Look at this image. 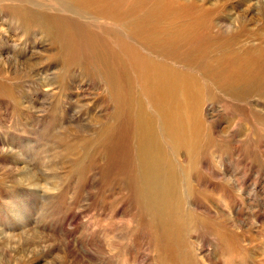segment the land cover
<instances>
[{"label":"rangeland","instance_id":"rangeland-1","mask_svg":"<svg viewBox=\"0 0 264 264\" xmlns=\"http://www.w3.org/2000/svg\"><path fill=\"white\" fill-rule=\"evenodd\" d=\"M199 1L208 37L264 32V0ZM67 4L0 0V264H264V82L208 88L196 217L168 244L136 190L120 28Z\"/></svg>","mask_w":264,"mask_h":264},{"label":"bare ground","instance_id":"bare-ground-1","mask_svg":"<svg viewBox=\"0 0 264 264\" xmlns=\"http://www.w3.org/2000/svg\"><path fill=\"white\" fill-rule=\"evenodd\" d=\"M68 1L67 12L93 22L111 18L108 23L120 28L116 61L127 75L121 106L133 128L136 190L153 226L172 243L195 216L189 206L196 188L192 175L198 165L196 153L207 144L208 88H220V83H263V77L254 73L262 68L258 47L264 43L256 46L254 41L264 32H237L230 25L232 36L208 37L204 31L209 21L196 10L203 5L199 0L189 3L188 12L178 0L152 4L126 0L123 10V3L112 0ZM44 23L37 19L42 32L61 37ZM74 44L70 40L65 46Z\"/></svg>","mask_w":264,"mask_h":264}]
</instances>
